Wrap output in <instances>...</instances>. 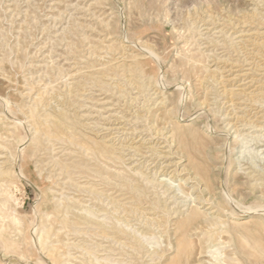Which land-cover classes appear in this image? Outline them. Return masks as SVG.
Instances as JSON below:
<instances>
[{
  "label": "rangeland",
  "instance_id": "374dc122",
  "mask_svg": "<svg viewBox=\"0 0 264 264\" xmlns=\"http://www.w3.org/2000/svg\"><path fill=\"white\" fill-rule=\"evenodd\" d=\"M0 264H264V0H0Z\"/></svg>",
  "mask_w": 264,
  "mask_h": 264
},
{
  "label": "bare ground",
  "instance_id": "6f19581e",
  "mask_svg": "<svg viewBox=\"0 0 264 264\" xmlns=\"http://www.w3.org/2000/svg\"><path fill=\"white\" fill-rule=\"evenodd\" d=\"M247 219V218H246ZM250 219V218H249ZM249 222V220H241L240 222H239V224H245V223H248Z\"/></svg>",
  "mask_w": 264,
  "mask_h": 264
}]
</instances>
